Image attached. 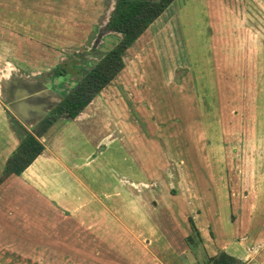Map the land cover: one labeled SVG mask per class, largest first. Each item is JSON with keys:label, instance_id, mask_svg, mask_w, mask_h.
Listing matches in <instances>:
<instances>
[{"label": "crops", "instance_id": "0c3cea01", "mask_svg": "<svg viewBox=\"0 0 264 264\" xmlns=\"http://www.w3.org/2000/svg\"><path fill=\"white\" fill-rule=\"evenodd\" d=\"M114 1L100 22L98 17L86 21L90 27L83 38L69 35L53 46L47 44L51 52L47 55L34 51L24 55L23 45H32L35 39L15 30L1 31L0 54L8 49L11 55L0 62V170L18 142L14 119L29 129L40 118L38 110L44 109L49 90L37 80L60 58L74 61L71 54L93 42L106 51L101 47L106 36H119L110 29L99 33ZM45 12L46 19L67 20L68 12L59 8ZM89 31L92 34L84 44ZM12 43L14 48L9 47ZM236 44L243 48L242 37ZM39 49L44 50V44ZM110 81L74 116L54 120L39 137L40 153L19 174H9L0 182V233L13 223H23L43 237L42 254L52 260L55 248L62 264H69L66 255H73L75 264H202L218 251L234 256L239 264H264V199L259 198L264 193H260L264 146L251 152L246 169L239 171L234 163L229 182L222 183L210 168L205 182L198 167L184 168L194 178L188 179L179 166L181 158L166 155L161 142L144 133L132 118L124 87L116 84L113 87L118 88L109 93ZM236 101L226 106L230 120L225 122L239 128L240 119L232 115L242 109ZM238 137L227 146L237 149ZM242 156L241 151H231V162ZM189 218L200 236L196 250L185 240L191 232ZM21 253L0 241V256L17 259Z\"/></svg>", "mask_w": 264, "mask_h": 264}, {"label": "rangeland", "instance_id": "374dc122", "mask_svg": "<svg viewBox=\"0 0 264 264\" xmlns=\"http://www.w3.org/2000/svg\"><path fill=\"white\" fill-rule=\"evenodd\" d=\"M110 1L0 0V35L9 29L31 36L35 41L23 45V54L34 51L47 55L51 53L47 44L53 46L69 35L83 38L90 27L86 21L98 17L100 22ZM57 8L68 12L67 20L45 18V11ZM11 34L15 38L16 34ZM89 34L92 32L84 44ZM241 37L243 48L238 49L236 40ZM117 40L118 34H109L101 47L110 48ZM41 43L44 50L39 49ZM5 52L0 54L1 63L10 50ZM122 58V68L106 89L113 93L116 84L124 87L123 98L132 118L144 133L161 142L166 155L177 161L181 158L183 169H203L207 182L210 168L222 183L225 179L229 182L234 163L239 171L246 169L252 161L251 152L264 146L259 141L264 140V0H173L125 49ZM235 98L237 106H242L232 114L240 119L239 128L225 122L230 120L226 106L235 104ZM55 120L60 121L58 117ZM238 134V148L228 147L227 142L234 144ZM231 151H241L242 158L231 162ZM183 172L188 179L193 178L191 171L188 176L186 169ZM263 190L264 186L260 193ZM263 195L259 198L264 199ZM0 241L9 242L13 250L23 254L18 260L0 256V263L62 264L55 248L52 260L42 254L43 237L23 223H13L11 229L1 232ZM190 246L196 250L197 241L192 240ZM66 256L69 264H75L73 255Z\"/></svg>", "mask_w": 264, "mask_h": 264}, {"label": "trees", "instance_id": "16d2710c", "mask_svg": "<svg viewBox=\"0 0 264 264\" xmlns=\"http://www.w3.org/2000/svg\"><path fill=\"white\" fill-rule=\"evenodd\" d=\"M172 0H115L108 18L107 27L119 33L118 40L63 91L60 99L29 129L14 119L19 138L15 147L6 156L0 170V182L9 174H19L43 149L40 135L59 116H74L98 91L108 83L123 66L122 55L137 36L163 11ZM59 67H55V74ZM64 73V71H62ZM66 74V73H65ZM68 75V74H67ZM66 76V75H65ZM67 77V76H66ZM191 232L185 240L200 239L199 232L189 218ZM202 264H239L232 255L218 251L207 255Z\"/></svg>", "mask_w": 264, "mask_h": 264}, {"label": "flooded vegetation", "instance_id": "af4514ba", "mask_svg": "<svg viewBox=\"0 0 264 264\" xmlns=\"http://www.w3.org/2000/svg\"><path fill=\"white\" fill-rule=\"evenodd\" d=\"M107 22L105 25L101 26L99 33L103 32L105 29H108ZM95 43L96 42H93L90 47L85 50H78L74 54H71L75 57L74 61H70L67 59L62 63H56L51 70L44 74V78L37 80L39 84H42L46 87V90H49V93L46 95L48 96V98H46L47 100L43 101V103L45 104L44 109L41 110V113L40 110H38L40 118L45 115L48 110L60 99L63 91L66 90L71 83L66 78H69L72 75H79V72L87 69L92 63L90 62V59L88 60L89 56H92L93 59H97L98 56L101 55L102 51L98 50L95 47ZM55 67H59L57 74H55L54 72ZM62 71H64V73Z\"/></svg>", "mask_w": 264, "mask_h": 264}, {"label": "water", "instance_id": "95a60500", "mask_svg": "<svg viewBox=\"0 0 264 264\" xmlns=\"http://www.w3.org/2000/svg\"><path fill=\"white\" fill-rule=\"evenodd\" d=\"M114 4H115V1H114L113 5H112V8H111L110 12H109V16H110V14H111V12L113 10Z\"/></svg>", "mask_w": 264, "mask_h": 264}]
</instances>
